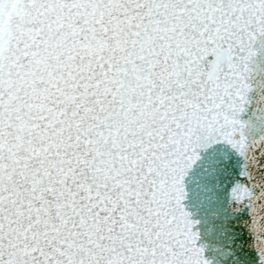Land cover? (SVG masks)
<instances>
[{"label": "snow or ice", "instance_id": "6c2138e0", "mask_svg": "<svg viewBox=\"0 0 264 264\" xmlns=\"http://www.w3.org/2000/svg\"><path fill=\"white\" fill-rule=\"evenodd\" d=\"M0 264H264V0H0Z\"/></svg>", "mask_w": 264, "mask_h": 264}]
</instances>
